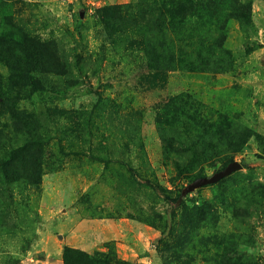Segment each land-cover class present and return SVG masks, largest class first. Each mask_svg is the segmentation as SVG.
<instances>
[{"label": "rangeland", "instance_id": "374dc122", "mask_svg": "<svg viewBox=\"0 0 264 264\" xmlns=\"http://www.w3.org/2000/svg\"><path fill=\"white\" fill-rule=\"evenodd\" d=\"M139 1L0 0V264H264V0L184 3L187 45Z\"/></svg>", "mask_w": 264, "mask_h": 264}, {"label": "trees", "instance_id": "16d2710c", "mask_svg": "<svg viewBox=\"0 0 264 264\" xmlns=\"http://www.w3.org/2000/svg\"><path fill=\"white\" fill-rule=\"evenodd\" d=\"M222 0H154L152 3H154V6L151 5L148 0H140L139 3L136 5L137 7H134V9L128 13V14H117L114 16V19L121 20V19H127L126 22L128 25H130V21H132V24H135L136 26L139 25L140 30H142V37H145V33L153 32L158 27V22L162 21L163 25L167 27L168 29L173 28L174 25H180L181 30L179 29V38H177L178 41L184 45H187V42L191 40L194 37V33L196 31V28L194 30L193 26L186 21L178 22V15L181 14L183 9V4L188 3L187 10L190 11L192 14H202L204 12H211L216 10L217 6L221 3ZM135 6V5H134ZM113 7H106L105 11H109ZM117 8V6H116ZM131 8V7H130ZM242 11L238 10H232L231 15L234 16L236 19L240 20L243 23L247 22L250 23V14H249V5L243 4L239 7ZM114 9V8H113ZM107 16V13H105ZM113 18V16L111 17ZM110 19V18H108ZM106 20V19H105ZM206 24L204 22L198 24L195 27L202 28V26H205ZM178 27V26H177ZM167 39L162 40V42H159V45H162L160 43H163V45H168ZM146 45V41L144 42ZM20 49V48H19ZM24 52V51H23ZM25 53V52H24ZM30 56V58H29ZM184 57L186 58V63L183 64L185 66L189 65V67H194L195 65L192 62L191 55L189 53L184 54ZM23 58L29 63L33 65V62L37 64V61L44 62L45 58L43 56L37 55L32 56L30 53H25L24 55L17 56L18 61H22ZM26 62V63H27ZM27 67V66H26ZM25 67V68H26ZM42 67V66H40ZM3 97L0 94V99ZM246 141H242V144H245ZM244 164V163H243ZM146 183L150 184V186L157 192V194L165 201L167 202L169 206V214L171 217L175 216L176 210L180 207L182 196H174L172 195V190L164 187L162 184H160L157 181H153L150 179L146 180ZM77 254L81 255L83 254L81 251L72 248V247H66L64 250V263L65 264H72L71 257L72 255ZM85 255V254H84ZM88 258L91 259L93 264H121L119 260L116 259V257L109 253V254H98L95 256H88Z\"/></svg>", "mask_w": 264, "mask_h": 264}, {"label": "water", "instance_id": "95a60500", "mask_svg": "<svg viewBox=\"0 0 264 264\" xmlns=\"http://www.w3.org/2000/svg\"><path fill=\"white\" fill-rule=\"evenodd\" d=\"M242 164L238 161H233L229 163L223 170L218 171L216 174H214L210 178H199L197 179L194 184L192 185L193 187L204 185V184H210V183H215L222 178L226 177L227 175L231 174L235 170L241 169Z\"/></svg>", "mask_w": 264, "mask_h": 264}]
</instances>
